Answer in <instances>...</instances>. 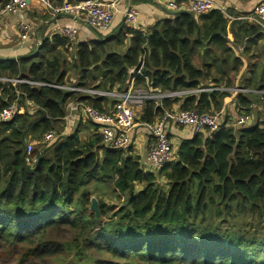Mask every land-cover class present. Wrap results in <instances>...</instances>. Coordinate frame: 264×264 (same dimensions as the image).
I'll return each instance as SVG.
<instances>
[{
    "label": "trees",
    "instance_id": "obj_1",
    "mask_svg": "<svg viewBox=\"0 0 264 264\" xmlns=\"http://www.w3.org/2000/svg\"><path fill=\"white\" fill-rule=\"evenodd\" d=\"M79 1L48 0L54 6ZM177 13L147 33L122 23L115 35L78 43L71 61L64 56L70 41L55 35L33 56L0 60V79L64 85V67L71 65L79 76L77 85L89 88L88 83H97L91 87L101 90L122 91L130 69H135V86L163 92L210 83L235 88L233 78L223 76L222 70L237 69L241 62L225 39L231 34L236 48L239 38L258 37L260 29L245 21L228 28L219 11L198 18ZM214 44L225 54L220 59L207 61V54L199 55L205 45ZM124 45L123 52L116 49ZM254 80H245L244 88L263 91L264 81ZM227 95L201 93L181 101L164 100L162 106L211 114L222 110ZM248 97L235 96L238 110L247 114ZM261 97L264 102V94ZM25 100L39 107L34 114L24 111ZM104 101L0 80V112L13 103L20 110L0 127V257L15 264H264V235H255L257 229L233 236L209 221L236 207L256 214L264 229V116L248 127L221 128L209 137L196 133L180 140L173 160L157 172L145 170L141 158L128 155L130 151L103 148L97 127L84 140L73 132L40 144L32 154L34 165L26 164L27 142L42 141L54 130L65 117L66 103L103 111ZM161 114L160 107L148 102L139 122L152 124ZM100 181L127 195L119 213L110 216L118 218L110 222V230L101 218L111 207L99 203L97 218L84 191ZM63 228L76 231L77 237L61 241L58 233Z\"/></svg>",
    "mask_w": 264,
    "mask_h": 264
},
{
    "label": "built area",
    "instance_id": "obj_2",
    "mask_svg": "<svg viewBox=\"0 0 264 264\" xmlns=\"http://www.w3.org/2000/svg\"><path fill=\"white\" fill-rule=\"evenodd\" d=\"M160 1L167 9L175 12H186L194 17L207 15L212 11H219L225 15L224 9L216 5L213 0H154ZM31 2L43 4L49 13L53 16L63 15L81 19L90 29L95 30L104 36L110 32L112 20L115 14L120 13L117 0H81L71 4L63 2L61 5L54 6L48 0H8L0 4V16L8 14H17L26 10ZM122 15L127 27L132 29L136 26V11L131 6L123 10ZM249 23L256 25L264 34V0L256 5L253 11L243 17ZM30 30V25L21 23L19 26L20 38L26 39ZM78 34L77 29L63 26L57 29L56 35L72 41ZM129 75H135V69L128 71ZM136 74H140L137 71ZM147 82V78H144ZM13 85L28 84L34 87H49L58 89L67 93L79 94L93 99L108 100L107 108L100 111L90 106L78 103V109L88 119V121L97 127V134L101 139V146L109 150L127 151L132 145L134 122L136 114L145 108L148 102H153L161 108L162 114L152 124L140 123L146 130L148 139L146 152L143 158L145 170L157 172L165 167L174 158V151L177 144L170 138V130L181 128L187 133L194 135L196 133H205L208 137L216 133L221 128H239L248 127L253 123L251 114L241 112L229 119L225 111L216 113H200L196 110L183 111L180 109L168 110L163 108L164 100H183L188 96H197L201 93H226V94H246L251 90L243 87L230 88L225 85H216L213 83L205 84L196 89H186L178 91H161L151 87L135 86V78L132 77L131 85L122 91L117 89L101 90L95 87H81L73 85H56L41 82H30L22 79H0ZM24 111L30 115L38 110V106L30 100L23 103ZM19 106L13 103L8 108L0 112L1 125L13 120L19 113ZM60 134L56 130H51L43 135L42 144L51 143ZM31 144L28 143L25 148V162L33 166L35 159Z\"/></svg>",
    "mask_w": 264,
    "mask_h": 264
},
{
    "label": "crops",
    "instance_id": "obj_3",
    "mask_svg": "<svg viewBox=\"0 0 264 264\" xmlns=\"http://www.w3.org/2000/svg\"><path fill=\"white\" fill-rule=\"evenodd\" d=\"M120 13L114 15L110 30L119 29L122 23L125 24L124 17L122 15L123 10L131 6L136 11V26L134 30L142 33L149 32L155 23L158 21L166 20L170 16L159 9L158 5L164 6L160 1L154 0H117ZM216 5L224 9L227 16V26L231 27V24L235 21H245L243 17L253 11L254 7L258 5L262 0H213ZM198 18V17H195ZM21 23L30 25V30L26 39L20 38L19 26ZM126 25V24H125ZM67 26L77 29V41L74 43L70 41L71 46L67 47L66 53H75V46L81 42H97L100 41L101 35L93 29L87 27V25L81 19H76L71 16L56 15L53 16L49 13L46 7L38 2H31L29 7L17 14H8L0 16V60L18 59L23 56H33V53L41 48L42 43L47 39L51 42V39L56 35L57 29ZM225 39L227 45L232 48L233 57H236L241 65L237 69L232 70L229 67H224L222 70L223 76H229L235 79L248 80L255 78V82L261 79L264 81V34L260 33L257 36H249L246 38H239L236 48L232 46V36ZM217 44L204 46L199 55L207 54L205 60L211 61L212 59H220L224 56ZM75 49V50H74ZM39 51V50H38ZM36 54V53H35ZM72 59V58H71ZM68 60V61H71ZM197 61V62H195ZM200 66L198 57L194 59V64ZM232 62V60H231ZM67 75V74H66ZM212 76H216L213 74ZM218 76V75H217ZM236 85V84H235ZM251 90V89H249ZM248 97L251 100L250 112L253 113V122L256 119L262 120L264 116V102L261 95L263 91L251 90ZM228 97V96H227ZM93 99V98H92ZM96 100V99H94ZM108 100L101 103L103 109L107 108ZM237 101L235 98L223 99L221 109L224 110L226 116L229 119L235 117V115L241 112H247L238 110ZM66 114L61 121L56 123L62 124L64 128L60 131L61 135H68L73 132H84L86 124L91 125L87 127L85 133L89 138L94 133L95 126L91 124L88 119L78 109V103H66ZM242 109V108H240ZM260 112V113H259ZM238 113V114H237ZM140 116L141 114L138 113ZM140 123V122H139ZM143 129V130H142ZM144 131V132H143ZM170 138L175 144H179L180 140L189 138L192 136L189 132L181 128H173L170 130ZM133 137L135 143H133V155L138 156L143 161L148 135L141 124L134 128ZM30 143L29 141L27 144Z\"/></svg>",
    "mask_w": 264,
    "mask_h": 264
},
{
    "label": "rangeland",
    "instance_id": "obj_4",
    "mask_svg": "<svg viewBox=\"0 0 264 264\" xmlns=\"http://www.w3.org/2000/svg\"><path fill=\"white\" fill-rule=\"evenodd\" d=\"M116 33H117V29L110 30V32L107 35H104L105 36L104 38L115 35ZM76 41H77V36L72 40V42L75 43ZM125 48H126V45H124L123 47H118L116 49L123 52L125 50ZM64 56L67 60H70L74 56V52L73 53L64 52ZM195 62H197V61H195ZM195 65L198 67L199 62H198V64H195ZM64 69H67V75L64 79V84H66V85L78 84V77L79 76L76 72L75 67H72L71 65H67L66 67H64ZM88 80H90V79H88ZM231 80H234L233 83L236 84L234 87H243V88L245 87L244 79H234L233 78ZM223 81H225V80H223ZM131 82H132V75H129V77L126 80L127 85L125 88H122V89L123 90L127 89L131 85ZM96 84L97 83H92V84L88 83L87 86L89 85L91 87V86H95ZM115 88H119V87L115 86ZM245 89H250V87L245 88ZM249 94L250 93L240 94V95L253 96V94H251V95H249ZM227 96L228 97H225V98H235L236 94L232 93V94H228ZM66 108L67 107L64 108L65 111H66ZM248 113L251 114L253 117V113H251L250 111ZM139 118H140V115L137 113L136 114V120L134 122V125L136 126V128L140 124ZM90 126L91 125L86 124V127H84V129H83L84 132H78L80 139H82V140L87 139L88 136L85 133V131H86L87 127H90ZM63 128H64V125H62V124H59V125L55 124L54 125V130H56L58 133H60V131H62ZM91 133H95V130L92 131ZM134 138L135 137H133V141H131L132 145L127 150V151H130L128 155H133V152H132L133 149L132 148L134 147L133 143H135ZM29 142L31 144L30 147H31L33 153L36 151V149H39L41 147L40 144H42V141H37V140H31ZM160 185H164V180H162V179L160 180ZM84 191L88 194L89 200L95 201V204H94L95 208L93 209L92 204H91L90 209H92L94 211L95 216L97 218L99 217L98 216V210H97L99 203H104L106 206L111 207L109 215L104 217V218H101L103 223L106 225V229L110 230L112 227L111 223L113 221L115 222L116 220H118L117 217L111 218L110 216L113 213L114 214L119 213V210L121 209V207H123L125 205V202L127 200V195H123L120 192L114 190L112 185L109 182H105V181H100L99 183L97 182L94 184H90L88 187L84 188ZM214 208H217V207L214 206ZM71 218L73 219L74 217L72 216ZM209 221H212L214 223V226L222 228L227 233H231L233 236H235V234H237V233L245 232V231H248L250 233H254L255 229H257L256 230L257 234H255V235H264V229L261 226V223L258 219V216L256 214L250 212L249 210H247L245 212H238V209L236 207H233L232 211H230L228 214L223 212L222 215H220V216H213L212 215L211 218L209 219ZM58 235L60 236L59 239L61 241L70 242L74 238L77 237V232L70 230V229L63 228V230L59 231ZM51 238L53 239L54 236H51ZM97 257H98L97 254L91 255L92 259H95ZM103 259L107 260L108 258L105 256ZM0 264H15V263H14V261L9 260L7 258V256L3 255L2 257H0Z\"/></svg>",
    "mask_w": 264,
    "mask_h": 264
},
{
    "label": "water",
    "instance_id": "obj_5",
    "mask_svg": "<svg viewBox=\"0 0 264 264\" xmlns=\"http://www.w3.org/2000/svg\"><path fill=\"white\" fill-rule=\"evenodd\" d=\"M158 7H159V9L160 10H162L164 13H166L168 16H176L178 13L177 12H175V11H171V10H169V9H167L166 7H164V6H162V5H158ZM38 50H39V48L37 49V51L35 52V53H37L38 52ZM35 53H33V55L35 54ZM93 203H92V208L94 209L95 208V201L93 200L92 201Z\"/></svg>",
    "mask_w": 264,
    "mask_h": 264
}]
</instances>
